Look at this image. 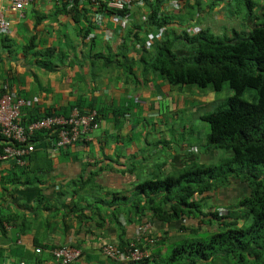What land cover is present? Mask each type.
I'll return each mask as SVG.
<instances>
[{"label": "crops", "instance_id": "crops-1", "mask_svg": "<svg viewBox=\"0 0 264 264\" xmlns=\"http://www.w3.org/2000/svg\"><path fill=\"white\" fill-rule=\"evenodd\" d=\"M169 1L160 7L168 12V24L158 31L147 24L154 1L136 3L123 24L111 11L97 13L96 6L86 9L84 3L77 6L86 9L81 14L73 4L62 2L63 7L55 0L26 3L22 11H14L11 0H0V14L10 22L7 33L0 30V96L11 93L31 102L22 120L67 115L75 106L94 108L101 119L84 146L52 153L39 139L24 165L0 160V264H54L50 250L61 246L81 251L72 264H134L106 259L101 247L135 242L139 224L128 200L135 185L157 170L176 175L187 159L186 141L165 129L166 113L176 119L184 96L172 99L155 75L143 77L136 70L135 78V34L153 43L169 31H190L189 26L216 34L252 26L228 11L227 2L205 0L194 14L170 10ZM213 2L218 3L210 9ZM150 130L154 138H148ZM145 218L158 235L166 233L152 251L151 263L157 264L169 254L168 246L183 238L180 223L151 216L141 221Z\"/></svg>", "mask_w": 264, "mask_h": 264}, {"label": "trees", "instance_id": "trees-1", "mask_svg": "<svg viewBox=\"0 0 264 264\" xmlns=\"http://www.w3.org/2000/svg\"><path fill=\"white\" fill-rule=\"evenodd\" d=\"M55 1L73 4L72 10L81 14H84L88 7L94 9L96 6L94 10L97 13L108 10L114 16L125 17L127 22L128 12L132 8L116 11L109 9L99 0L83 1L85 9L77 8L82 5L79 0ZM146 1L156 3L149 15L148 26L154 25L158 31L161 27H166L168 12L160 10L164 0ZM173 2H176L178 7L171 6ZM218 2H227L228 11L235 14L238 12L236 8L244 7L246 13L243 20H250L252 26L244 27L241 31H224L221 34L214 33L209 27L201 29L198 26H189L190 31L186 30L187 28L180 32L169 31L161 38H155L153 43H149L148 38H138V34H135V65L138 67L135 68V78L136 70L143 77L147 74L155 75L173 92L172 99L182 93L183 110L191 104L190 97L197 100L193 109L198 112L199 109H206L209 102L210 105L220 101L221 99L214 101L213 98L222 92L225 85L231 92L216 110L199 115V119L208 125L203 152L197 155L193 154L194 152L189 153L190 137L186 136L188 119L180 118V124L184 126L181 134L174 128L171 135L174 133L176 136L175 133L178 132L181 140L187 143L185 166L176 175L162 176L157 170L155 176L137 182L135 194L128 199L135 222L139 224L138 231L141 226L152 223L146 218L141 221L144 216H151L163 223H180L178 231L182 233L183 238L168 246L169 254L157 264H264V0L259 3L254 0ZM218 2L211 3L210 9ZM205 4V0H195L193 4L184 0L169 1L170 10L176 12L183 8L194 14ZM159 12L162 14L159 15ZM194 28L197 30L193 31ZM207 90L208 96L205 94ZM247 91L253 92L246 100L242 96ZM178 104L177 101L176 105ZM25 108L28 106L22 108L20 120L17 121L25 131L35 121L63 115L51 113L27 121L22 120ZM75 108L80 114L96 113L94 120L98 124L97 129L72 144L84 146L91 140V134L100 129L101 119L94 108L83 109L75 106L72 110ZM177 118L172 116L173 125ZM169 121H172L171 118ZM58 132L59 128H55L52 131L29 135L27 143H32V151L18 158L10 157L5 160H13L22 166L36 151L37 145L43 143L52 153L71 147L66 146L58 150L53 148L55 140L58 139ZM0 139L3 141L0 154L7 146H25L1 134ZM39 139L44 140L38 143ZM239 184L244 187L240 188ZM241 189H244V192L246 190L242 195ZM165 234L161 237L155 230H150L135 238V242H128L123 248L107 244L123 252L135 248L147 250L149 256L138 262H119L106 258L102 252L104 246L101 247V254L113 262L150 264L154 259L152 251L164 243ZM150 239L153 240L152 243H149ZM61 247L50 250L54 264L56 261L52 251ZM41 251L42 248L35 249L38 254Z\"/></svg>", "mask_w": 264, "mask_h": 264}, {"label": "built area", "instance_id": "built-area-1", "mask_svg": "<svg viewBox=\"0 0 264 264\" xmlns=\"http://www.w3.org/2000/svg\"><path fill=\"white\" fill-rule=\"evenodd\" d=\"M12 9L14 11H22L26 3L33 2L34 0H11ZM82 4L83 1H96L99 0H79ZM106 4V7L116 11L128 10L132 7L133 3H138L139 0H100ZM177 7L176 2L170 4ZM114 21L123 24L127 23V19L123 16L115 15ZM98 22L100 19L97 20ZM10 28V22L0 14V30L7 33ZM30 102L22 98H17L14 94H6L0 98V134L3 137L11 139V141L18 144H24V147L13 148L7 146L0 154V160L7 158H18L32 151V143H27L29 135L35 132L52 131L59 128L58 139L55 140L53 148L58 150L66 146H72L87 134L97 129L98 124L95 122V112L90 114H80L76 108L68 115L49 116L38 121L31 123L27 131H25L19 124L21 110L23 107L29 106ZM18 121V122H17ZM27 143V145H26ZM22 163V162H19ZM153 230L150 224H145L139 228L138 237L142 236L145 232ZM153 240H149L152 243ZM39 252V250H37ZM103 255L106 258L116 260L119 262H138L149 256L147 250H140L135 248L128 252H123L113 246H104ZM56 264H70L81 254L80 250L74 247H61L52 251ZM17 264H24L23 262Z\"/></svg>", "mask_w": 264, "mask_h": 264}, {"label": "rangeland", "instance_id": "rangeland-1", "mask_svg": "<svg viewBox=\"0 0 264 264\" xmlns=\"http://www.w3.org/2000/svg\"><path fill=\"white\" fill-rule=\"evenodd\" d=\"M261 0H254V2H260ZM178 7V6H177ZM235 9V7H233ZM238 10L237 12V16L239 18H243L244 14L246 13V9L244 7H240L239 9L236 8ZM230 18V17H229ZM195 31V29L193 30ZM253 92V91H247L242 97L243 99H249V95L250 93ZM197 93V92H196ZM206 96H208L209 92L208 90L205 92ZM213 94V93H211ZM231 92L228 90V87L227 85H225L224 89L222 90L221 93L215 95V98H213L214 101H216L217 99H221L220 101L218 102H214L212 104L209 105V102L207 104V108L206 109H199V111H195L193 109V105L196 104V99L195 98H191L190 97V102L191 104H188L187 108L185 110H181L178 112V118H177V121H175L174 125L172 124L174 122V120L172 119V115L171 113H166L165 115V120H166V126H165V129L166 130H172V129H178L179 125H180V118L182 120V118L184 119H188V123H187V132H186V136L187 138L190 137L188 139V150H189V153H193V154H200V152H203V145H204V142H205V136L206 134L208 133V125L204 122H202L200 119H199V115L200 114H203V113H208V112H211V111H214L216 110L221 104L222 102L228 97L230 96ZM187 99V98H186ZM185 100V99H184ZM212 100V101H213ZM207 103V101H204ZM172 105L173 104H170V107L172 108ZM171 118L172 121H169V119ZM160 128L163 129V125H161L160 123L158 124ZM157 125V126H158ZM173 127V128H172ZM179 131V130H178ZM148 138H154L155 137V133L154 130H150L148 131ZM178 133V132H177ZM176 133V134H177ZM184 136H185V133H183ZM173 136H174V133H173ZM191 146V147H190ZM164 153V152H163ZM158 155H156L157 157ZM152 159H155V157H152ZM162 176L163 175H170V173H167L166 170H163L162 171ZM240 185V188H243V184H239ZM244 192V189H241L240 190V194L242 195V193ZM246 192V190H245ZM244 192V193H245ZM243 193V194H244ZM152 264V263H150Z\"/></svg>", "mask_w": 264, "mask_h": 264}]
</instances>
